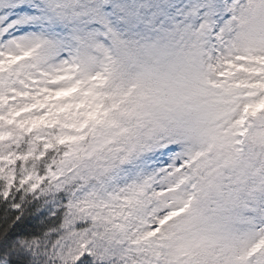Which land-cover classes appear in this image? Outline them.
<instances>
[{
    "label": "snow or ice",
    "instance_id": "obj_1",
    "mask_svg": "<svg viewBox=\"0 0 264 264\" xmlns=\"http://www.w3.org/2000/svg\"><path fill=\"white\" fill-rule=\"evenodd\" d=\"M0 264H264V0H0Z\"/></svg>",
    "mask_w": 264,
    "mask_h": 264
}]
</instances>
